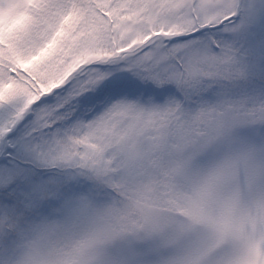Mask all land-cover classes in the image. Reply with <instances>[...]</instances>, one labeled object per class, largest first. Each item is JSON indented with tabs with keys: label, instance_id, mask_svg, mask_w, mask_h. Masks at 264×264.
Returning a JSON list of instances; mask_svg holds the SVG:
<instances>
[{
	"label": "snow or ice",
	"instance_id": "obj_1",
	"mask_svg": "<svg viewBox=\"0 0 264 264\" xmlns=\"http://www.w3.org/2000/svg\"><path fill=\"white\" fill-rule=\"evenodd\" d=\"M0 264H264V0H0Z\"/></svg>",
	"mask_w": 264,
	"mask_h": 264
}]
</instances>
